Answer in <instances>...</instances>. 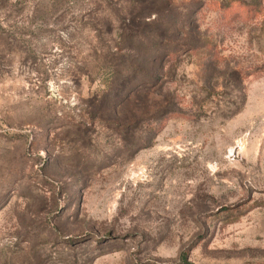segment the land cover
<instances>
[{
	"label": "rangeland",
	"instance_id": "obj_1",
	"mask_svg": "<svg viewBox=\"0 0 264 264\" xmlns=\"http://www.w3.org/2000/svg\"><path fill=\"white\" fill-rule=\"evenodd\" d=\"M0 264H264V0H0Z\"/></svg>",
	"mask_w": 264,
	"mask_h": 264
},
{
	"label": "trees",
	"instance_id": "obj_2",
	"mask_svg": "<svg viewBox=\"0 0 264 264\" xmlns=\"http://www.w3.org/2000/svg\"><path fill=\"white\" fill-rule=\"evenodd\" d=\"M58 3V2H57ZM189 48H191L190 50H197V47L196 46H190ZM157 54H159L161 51L160 50H156L155 51ZM165 57L163 58L161 55H159L158 58H154L153 59V62L156 64L158 63V71H156V75H153V76H146V78L148 80H151L153 81L150 85L151 86H156L158 85L160 87L159 91H158V94L157 96L159 97V99H162L159 103H158V106L160 107L159 110H158V113H157V116H159L161 122L169 119V118H172L174 116H176V112L170 108L169 106V100H166L163 96V88H161L162 86L160 85V82L162 81V77L164 76L163 73H162V70H163V67L162 65L165 63ZM134 70V69H133ZM150 89L146 87H141L139 89H137L136 91L132 92L131 90L128 92L126 98H125V101L126 100H129L133 97H139V96H145L144 98H147V96L149 95V92ZM118 95H116L115 97H113V99L111 100V107L112 109H115L116 108H119L123 105L124 103V99H121L120 101L118 102H115V98H117Z\"/></svg>",
	"mask_w": 264,
	"mask_h": 264
}]
</instances>
